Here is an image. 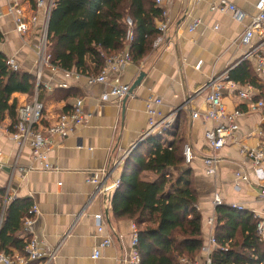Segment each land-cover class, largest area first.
<instances>
[{
  "label": "crops",
  "instance_id": "obj_1",
  "mask_svg": "<svg viewBox=\"0 0 264 264\" xmlns=\"http://www.w3.org/2000/svg\"><path fill=\"white\" fill-rule=\"evenodd\" d=\"M231 1L245 14L244 21L235 20L230 13L214 12L212 6L217 0L165 3L163 8L169 20L167 37L158 45L154 41L140 61H133L121 73L108 75L109 81L132 87L141 74H145L141 85L122 101L112 97L104 101L103 94L109 91L105 85H87L84 79H66L61 73L55 74L45 68L42 84L50 85L52 90L45 89L42 95L44 126L54 125L60 116L69 112L77 99H83L85 113L89 116L85 127L68 132L49 153V162L58 171H23L33 164L31 152L29 149L19 151L10 135L12 122L8 117L0 125V202L10 187L12 201L27 200L31 206H37L39 214L34 232L41 249L54 252L52 264H126L135 223L127 218H116L111 208L112 198L107 201L106 195L97 194L99 186L89 180L96 178L111 185L116 180L121 181L124 172L133 171L125 167L126 163L117 168L115 165L138 147L147 132V102L150 99L163 100L165 116L178 106H184L174 125L163 136L167 137H164L165 141L172 143L177 135L193 148L195 160L186 167L191 170L192 187L199 197L205 242L210 236L209 220L216 215L215 196L220 197L225 206H241L253 214L263 209L252 163L240 154V146L254 148L264 144V115L245 112L238 120L240 129L236 138L239 142L230 143L220 152L221 163L214 177L206 174L204 163L210 154L205 134L214 125L203 119H193V113H202L207 108L204 98L195 99V93L212 77L238 67L248 52V47L239 44V37L251 18L256 16L259 0ZM24 4L38 16V22L31 26L26 37L16 32L7 3L0 0L3 12L0 53L15 59L21 71L35 77L39 67L44 10L28 7V1ZM195 23L196 30L190 32ZM251 64L263 87L262 91L254 88L260 93L255 97L256 101L264 98V74L258 73ZM62 82L70 84L68 90L73 88L78 95L67 100H63V95H53L55 89H59L56 86ZM225 95L228 112L239 108L246 111L236 94L227 91ZM12 100L21 107L30 103L32 98L15 94ZM239 173L245 174L246 180L239 178ZM141 179L154 182L158 177L145 172ZM97 215L103 218V233L99 232ZM108 237L112 239V245L101 249L102 242ZM20 238L28 240L24 231H21ZM98 249L101 257L93 259L94 251ZM21 255L24 254L14 251L11 256Z\"/></svg>",
  "mask_w": 264,
  "mask_h": 264
},
{
  "label": "trees",
  "instance_id": "obj_2",
  "mask_svg": "<svg viewBox=\"0 0 264 264\" xmlns=\"http://www.w3.org/2000/svg\"><path fill=\"white\" fill-rule=\"evenodd\" d=\"M24 1L36 10V0ZM162 13L155 0H55L48 27L51 63L65 71L96 75L108 58L122 52H129L138 62L159 35L156 21L163 19ZM127 18L134 22V40L130 44L126 42ZM7 61L0 53V125L8 117L13 132L19 108L13 95H29L33 100L38 89L42 102L45 87L37 88L31 74L12 71ZM228 79L241 87L250 85L263 90L249 61L231 70ZM58 94L63 95V100L78 95L73 88L55 89L53 95ZM184 146V140L177 135L172 143L161 134L149 137L126 159L125 167L133 171L123 173L121 186L112 196L114 216L127 218L139 228L142 264H181L182 258L200 256L205 244L199 197L192 187L191 170L185 164ZM145 172L158 179L142 180ZM31 207L29 201L20 199L7 207L0 230L1 252L9 256L14 251L24 254L27 242L20 235ZM2 211L3 201L0 216ZM216 220L219 248L213 253V264H264V244L259 241L258 220L253 213L221 205L216 208Z\"/></svg>",
  "mask_w": 264,
  "mask_h": 264
},
{
  "label": "built area",
  "instance_id": "obj_3",
  "mask_svg": "<svg viewBox=\"0 0 264 264\" xmlns=\"http://www.w3.org/2000/svg\"><path fill=\"white\" fill-rule=\"evenodd\" d=\"M8 6V14L14 20L16 32L26 37L31 31V26L38 22L36 13H32L30 8H26L24 0H5ZM173 0H155L156 6L162 9V20L158 21L156 29L159 33L155 40L158 45L167 37L169 32V20L166 10L163 8L165 3H171ZM55 0H36V10H44V22L41 30L42 40L40 49L38 51V71L36 72L37 88L43 85V72L48 68L52 73H61L66 79L82 80L84 79L87 85L101 84L109 88L108 92L103 94L102 99L108 101L109 98H114L122 101L130 95V85H120L109 81V73H121L132 62V56L129 52H122L112 56L106 60L105 67L99 74H83L76 71H65L51 63V56L48 54V27L52 9ZM30 4H28L29 7ZM257 14L252 17L250 23L245 27L244 31L239 37V44L248 47V52L243 57L242 62L249 61L257 68L258 73L264 74V0H259L256 5ZM214 12L222 14L230 13L233 18L239 22L244 21L245 14L241 12L231 0H217L212 6ZM3 18V12L0 9V21ZM128 31L126 34V42L132 43L134 40V22L131 18L126 19ZM197 23L191 28L190 32L196 30ZM255 40H258L255 43ZM8 66L12 71H21L18 63L13 58H8ZM230 71L222 75L212 77L204 86H202L194 95V98H204L206 103V110L202 113H193V119H203L205 122L213 123V128L208 130L205 134L207 144L209 146L210 154L204 159L206 174L214 177L218 174V167L221 163L219 156L220 152L226 148L230 143H238L236 135L239 131L238 120L246 113H258L264 115V98L255 101L257 94H260L254 87L248 85L241 88L237 83L228 79ZM46 90H52L50 85L44 86ZM59 89H69L71 87L67 82H62L56 86ZM54 88V87H53ZM232 91L237 98L244 103L246 111L236 109L234 112H228L225 105V93ZM38 89L33 100L18 108L17 119L18 123L14 127V131L10 134L12 140L19 147V151L29 149L32 157V165L25 172L33 170L42 171H58L49 162V153L55 149L56 142L63 141L68 132H73L75 129L85 127L88 124L89 116L85 113L83 99H77L72 105L71 112L63 114L59 117L54 125L44 126L45 106L38 99ZM164 102L160 98L150 99L147 102V116H148V130L142 137V142L149 137L157 134H166L174 125L178 111H172L169 115H163L162 107ZM184 159L186 165H191L195 160L193 148L189 144H185ZM240 154L248 159L253 166V173L257 179L258 188L261 190V202L264 205V144L259 147L252 148L251 146L241 145ZM130 154H127L119 163H116V168L125 163ZM242 180H246L243 173L237 175ZM92 184H97L99 189L97 194H104L106 196L112 195L121 186V181L116 180L111 185H106V181L100 182L93 178L89 180ZM238 188V187H237ZM12 190L10 187L6 189L3 196V211L0 216V230L3 223L4 213L8 205L12 202ZM223 205L220 197L215 196L214 207L217 208ZM239 207L241 206H232ZM39 214L37 206L33 205L26 217L23 220V231L27 237V245L25 247L24 255L9 256L0 251V264H52L54 258L53 253H47L40 247L39 240L34 232L36 218ZM258 220L257 235L259 241L264 244V207L259 213L254 214ZM98 222V229L100 233L104 232L102 224V216L95 217ZM214 219L209 220V225H213ZM112 245V239L106 238L100 248H107ZM219 248V244L215 238V232L210 230L209 239L205 242L201 249L200 256L194 259L182 258L181 264H213V253ZM101 257V250H95L92 256L93 259ZM126 264H142V257L139 252V228L137 225H132L131 230V244L130 253L125 261Z\"/></svg>",
  "mask_w": 264,
  "mask_h": 264
},
{
  "label": "water",
  "instance_id": "obj_4",
  "mask_svg": "<svg viewBox=\"0 0 264 264\" xmlns=\"http://www.w3.org/2000/svg\"><path fill=\"white\" fill-rule=\"evenodd\" d=\"M145 78V74H141L139 79L133 84L131 87L130 93L132 94L142 83L143 79ZM127 98V97H126ZM143 142L139 141L138 146L141 145ZM105 199L108 201L110 199V196H105Z\"/></svg>",
  "mask_w": 264,
  "mask_h": 264
},
{
  "label": "rangeland",
  "instance_id": "obj_5",
  "mask_svg": "<svg viewBox=\"0 0 264 264\" xmlns=\"http://www.w3.org/2000/svg\"><path fill=\"white\" fill-rule=\"evenodd\" d=\"M183 110H184V106H181V107L178 106L174 111H178L177 113H178V115H180L183 112ZM164 137L167 138L166 136H164ZM213 219H214L213 225L209 226V230H211L212 232H216V225H217L216 215H215V217H213Z\"/></svg>",
  "mask_w": 264,
  "mask_h": 264
}]
</instances>
